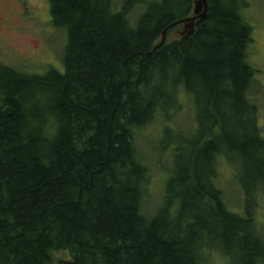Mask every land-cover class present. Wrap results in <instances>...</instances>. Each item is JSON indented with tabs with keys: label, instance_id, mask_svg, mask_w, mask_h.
<instances>
[{
	"label": "trees",
	"instance_id": "16d2710c",
	"mask_svg": "<svg viewBox=\"0 0 264 264\" xmlns=\"http://www.w3.org/2000/svg\"><path fill=\"white\" fill-rule=\"evenodd\" d=\"M207 1L191 36L154 49L194 0H122L118 10L114 0H49L67 36L63 72L0 64V264H210L216 250L230 264H264L251 209L230 210L215 184L220 159L236 155L244 202L264 191L252 28L243 0ZM178 87L193 96L196 125L174 145L177 169L148 217L135 132Z\"/></svg>",
	"mask_w": 264,
	"mask_h": 264
},
{
	"label": "rangeland",
	"instance_id": "374dc122",
	"mask_svg": "<svg viewBox=\"0 0 264 264\" xmlns=\"http://www.w3.org/2000/svg\"><path fill=\"white\" fill-rule=\"evenodd\" d=\"M121 2L114 0L115 10ZM23 3L32 11L23 12ZM243 3L241 16L251 26L253 39L248 48V62L257 70L248 95L250 103L257 108V123L264 136V0H243ZM140 10V6L133 10L131 20L135 21ZM0 13L4 19L0 29V64L31 76L63 72L67 36L64 30L54 26L49 0H0ZM182 30V25L172 29L166 43L180 39ZM174 102H164L163 111L135 132L140 158L149 169L142 202V212L148 217L164 204L166 183L175 168L174 145L186 141L196 125L193 96L178 87ZM219 163L215 184L223 190L230 210L243 213L244 208H250L264 238V191L256 190L255 200L244 202L236 155L221 158ZM221 252H212L210 264H230ZM56 256L68 257L64 252Z\"/></svg>",
	"mask_w": 264,
	"mask_h": 264
},
{
	"label": "water",
	"instance_id": "95a60500",
	"mask_svg": "<svg viewBox=\"0 0 264 264\" xmlns=\"http://www.w3.org/2000/svg\"><path fill=\"white\" fill-rule=\"evenodd\" d=\"M208 1L207 0H194L192 7V15L181 18L172 24L168 25L161 34L160 41L154 46V49L162 47L166 43L167 33L170 29L180 26H183V30L181 32L182 38L185 39L191 36L195 28L198 27L208 15Z\"/></svg>",
	"mask_w": 264,
	"mask_h": 264
},
{
	"label": "flooded vegetation",
	"instance_id": "af4514ba",
	"mask_svg": "<svg viewBox=\"0 0 264 264\" xmlns=\"http://www.w3.org/2000/svg\"><path fill=\"white\" fill-rule=\"evenodd\" d=\"M23 5H24V3H23ZM23 12H30V11H32V9H30L28 6H23ZM4 22V19H3V17L1 16V13H0V29H1V27H2V23ZM182 36V35H181Z\"/></svg>",
	"mask_w": 264,
	"mask_h": 264
}]
</instances>
